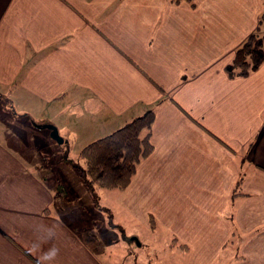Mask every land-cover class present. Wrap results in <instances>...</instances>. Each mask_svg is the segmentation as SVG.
Wrapping results in <instances>:
<instances>
[{"label":"crops","instance_id":"1","mask_svg":"<svg viewBox=\"0 0 264 264\" xmlns=\"http://www.w3.org/2000/svg\"><path fill=\"white\" fill-rule=\"evenodd\" d=\"M262 13L264 0H0V95L34 148L81 149L154 112L153 150L100 207L117 211L101 233L0 137V264H111L110 243L161 246V264H264V63L224 69ZM124 221L141 224L127 241Z\"/></svg>","mask_w":264,"mask_h":264},{"label":"trees","instance_id":"2","mask_svg":"<svg viewBox=\"0 0 264 264\" xmlns=\"http://www.w3.org/2000/svg\"><path fill=\"white\" fill-rule=\"evenodd\" d=\"M185 1L193 3V0ZM263 18L264 13L261 14L256 29L250 32L235 48L231 59L225 65L224 69L229 77L247 76L264 63ZM0 98L9 107H12L7 98L1 95ZM153 119L154 112L148 109L143 114L126 120L110 133L84 144L79 151L83 165L77 167L78 175L83 183L87 187L124 189L131 181L138 163L153 150L150 138ZM34 125L49 128L51 132L55 128L53 124L46 121H35ZM55 191L56 193L63 191L61 183L56 184ZM149 225L151 229L156 226L155 219L151 214L149 215ZM178 245L186 248L184 243Z\"/></svg>","mask_w":264,"mask_h":264},{"label":"rangeland","instance_id":"3","mask_svg":"<svg viewBox=\"0 0 264 264\" xmlns=\"http://www.w3.org/2000/svg\"><path fill=\"white\" fill-rule=\"evenodd\" d=\"M8 104L6 102H3V99L0 98V124L4 125L6 124V130L11 128L10 130V136L9 134L5 133L0 126V137L5 139L7 141V144H9L14 150L21 152L26 159L27 163L32 166L33 163H36L39 161L41 165H44L47 168V172L50 174L49 178L51 182H60L63 187V199L62 201H66L70 203L71 207L73 208H81L82 211L85 214H87V217L89 218V225L90 229L94 232H102L103 230H111L113 229V225L117 224L114 220L116 218L114 216L117 215L116 210H112L113 212H109L106 209L100 207H103L105 204H116L113 200L116 196L117 190L114 189H106L103 187H87L83 181L81 180L80 176L78 175V166H82V160L79 155V146L74 147L70 152H58L57 155L51 156L49 151H47V148L41 150L40 146H36L35 148L32 146L34 139H37L38 135L36 136H30L27 133V125L28 120L25 117H22L19 115L16 117L15 115H12L10 113V110L8 109ZM4 117V118H2ZM3 121V122H2ZM30 125V124H29ZM31 127V125H30ZM37 128L31 127L32 130L38 131L40 130V126L36 125ZM45 145V142H44ZM49 145V142L47 143ZM50 147V146H49ZM65 154H67V158H65ZM60 156V157H59ZM38 157V158H36ZM49 169V170H48ZM39 170V169H38ZM39 173L43 172L41 170L38 171ZM84 185V187H83ZM83 188V190H81ZM88 192H92V197H88ZM89 189V190H88ZM87 194V195H86ZM89 198L90 202L86 203V198ZM68 200V201H67ZM104 215V217L102 216ZM119 233L122 231L125 236L128 238L131 237L132 234L130 233H139L141 224L138 222H130V221H124V223H118ZM88 228V229H89ZM118 232V231H117ZM160 233V232H159ZM158 241V239L162 240V237L159 236V234H156L154 237ZM161 242L160 240L158 243ZM148 245H144V248H142V251L146 250L145 254H135L133 252H128L127 249H122L119 247V245L110 243L108 246V249H106V258L108 259V262L111 264H114V262L117 261V258H123L119 259L125 264H128L129 262H132L133 260H138L142 262V264H159L160 263V257L163 256L160 253H164L162 250V247L160 248L156 244L153 243H147ZM130 245H133V243H130ZM148 248V249H146ZM153 248V249H151ZM156 248V249H154ZM158 249V250H157ZM125 250V251H124ZM127 251V252H126ZM156 251V253H155ZM160 252V253H158ZM111 257V259H109ZM166 263H175L177 264L176 259H168V262Z\"/></svg>","mask_w":264,"mask_h":264}]
</instances>
